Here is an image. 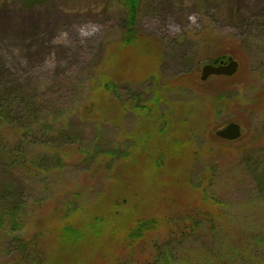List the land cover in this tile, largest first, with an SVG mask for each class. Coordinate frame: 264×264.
Returning a JSON list of instances; mask_svg holds the SVG:
<instances>
[{"label":"rangeland","instance_id":"374dc122","mask_svg":"<svg viewBox=\"0 0 264 264\" xmlns=\"http://www.w3.org/2000/svg\"><path fill=\"white\" fill-rule=\"evenodd\" d=\"M128 17L119 0H0V69L22 101L0 137L20 147L29 95L52 132L76 136L58 152L24 142L32 157L58 153L60 168L0 176V193L27 208L23 239L0 233V264H145L170 218H219L225 230L201 219L178 248L184 264H222L213 251L229 259L245 241L264 264V0H140L130 37ZM229 57L234 76L200 80ZM230 122L242 137L217 138ZM150 219L158 230L129 243Z\"/></svg>","mask_w":264,"mask_h":264},{"label":"trees","instance_id":"16d2710c","mask_svg":"<svg viewBox=\"0 0 264 264\" xmlns=\"http://www.w3.org/2000/svg\"><path fill=\"white\" fill-rule=\"evenodd\" d=\"M119 1L124 5L129 16L128 21L130 28L127 31V36L130 37L133 35L131 32L135 26L140 0ZM127 36L123 42L129 43ZM10 86H14L13 82L8 80L3 70L0 69V120L8 125L14 122L12 112L15 108L19 107L21 101V98H18L19 94L11 93L12 90ZM106 86L108 87L110 85ZM31 100L32 98L29 95L28 99H26L23 104V110L28 120L21 121L17 125L18 128H16V130L13 129V132L15 130L20 133V138L22 140V142H19L20 147L9 144L0 137V176L3 174L5 176H8V174L13 176L11 171L14 172L16 169H28L29 164H32V166L34 165L33 167L36 171L47 169V167L51 168L54 163H56L58 168L63 165L64 158L62 156L58 157V153H56V156L45 154L43 157L41 155H39V157L38 155L32 157L31 150L28 147H23L24 142L30 143L32 147L38 146L42 149L48 148L49 151L56 152H58L61 147L73 145L76 142V136L71 132L62 129L52 132L54 127H56V122L52 120L43 123V119H41L42 116H39L37 111L30 107V104H32L30 102ZM24 106L26 109H24ZM30 129L31 131L33 130V132H43L42 137L39 138V140L31 139L32 137H30V135L32 133ZM53 134L57 136L54 137ZM110 155L109 159H112L114 156L113 154ZM11 182V185L16 183L13 181ZM3 188H5V185ZM23 196L22 194L18 195L5 190L0 193V233L7 237H14L16 240L23 239L20 234L18 237V233L26 227L27 218H25L24 210L27 208L24 203L26 199ZM194 213L199 216L205 215L199 211ZM201 219L207 221V228L211 235L212 233L220 234L225 232L224 227L219 225L220 223L216 220L219 218H170L167 222L171 224L173 228L169 233L168 240L163 241L161 244H154L153 249L155 254L153 260L145 264H184L185 262L182 260L183 256H180L181 254L178 248H182L186 244H189L190 239H192L191 241L197 240V232L201 224H203ZM159 227V223L155 219L138 222L136 227L130 230L127 239L129 243L134 244L137 240L144 238L148 232L156 231ZM92 228L94 229L95 227ZM64 230L65 234L62 236L63 238L75 240V242H79V240L82 239L80 236L82 235V231H75L71 228H65ZM94 235L98 236L99 232L95 231ZM244 245L245 248L243 250L234 251V255L232 256L231 254L229 259H225V255L216 251H213L212 257L217 260L218 263L222 264H257L256 261H251L253 257H256L259 259L257 261L261 264L263 261V258H261L262 254H259L257 250L250 249L251 245L247 241L244 242ZM228 249L231 250V247L224 246V250L227 251ZM233 257L234 259L230 260Z\"/></svg>","mask_w":264,"mask_h":264},{"label":"water","instance_id":"95a60500","mask_svg":"<svg viewBox=\"0 0 264 264\" xmlns=\"http://www.w3.org/2000/svg\"><path fill=\"white\" fill-rule=\"evenodd\" d=\"M239 69V63L233 57L228 60L221 61L220 64H208L202 68L200 80L206 82L212 76H234ZM216 137L233 142L239 140L243 135L242 126L236 122H230L224 128L216 132Z\"/></svg>","mask_w":264,"mask_h":264},{"label":"flooded vegetation","instance_id":"af4514ba","mask_svg":"<svg viewBox=\"0 0 264 264\" xmlns=\"http://www.w3.org/2000/svg\"><path fill=\"white\" fill-rule=\"evenodd\" d=\"M220 64V63H219Z\"/></svg>","mask_w":264,"mask_h":264}]
</instances>
